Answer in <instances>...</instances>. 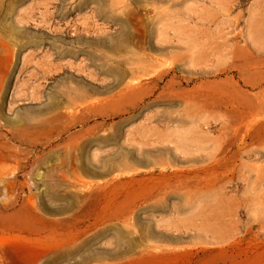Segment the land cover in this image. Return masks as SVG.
<instances>
[{
	"label": "rangeland",
	"instance_id": "obj_1",
	"mask_svg": "<svg viewBox=\"0 0 264 264\" xmlns=\"http://www.w3.org/2000/svg\"><path fill=\"white\" fill-rule=\"evenodd\" d=\"M0 264H264V0H0Z\"/></svg>",
	"mask_w": 264,
	"mask_h": 264
},
{
	"label": "bare ground",
	"instance_id": "obj_2",
	"mask_svg": "<svg viewBox=\"0 0 264 264\" xmlns=\"http://www.w3.org/2000/svg\"><path fill=\"white\" fill-rule=\"evenodd\" d=\"M163 28V27H162ZM156 74V73H155ZM158 74V73H157ZM124 75V74H123ZM132 92V91H130ZM244 95V94H243ZM230 111V109L228 110ZM231 112V111H230ZM230 122L233 125V127H235V132L234 134H232L229 138V142L230 144H234L239 140V129L241 128L242 124L248 122V121H244V118L236 113H231L230 114ZM250 127V126H249ZM248 127V128H249ZM244 134V133H243ZM257 141V140H256ZM239 143V142H238ZM222 149V148H221ZM236 151V150H235ZM236 154V152L234 153ZM221 156V155H220ZM220 159H224V157L222 156ZM219 159V160H220ZM222 164V163H221Z\"/></svg>",
	"mask_w": 264,
	"mask_h": 264
}]
</instances>
